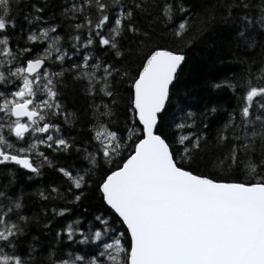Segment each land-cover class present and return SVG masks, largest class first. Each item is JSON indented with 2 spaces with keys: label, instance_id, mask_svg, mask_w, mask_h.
<instances>
[{
  "label": "snow or ice",
  "instance_id": "1",
  "mask_svg": "<svg viewBox=\"0 0 264 264\" xmlns=\"http://www.w3.org/2000/svg\"><path fill=\"white\" fill-rule=\"evenodd\" d=\"M20 5L0 0V264H264V0H24V26ZM217 22L240 68L207 82L233 100L218 124L179 96Z\"/></svg>",
  "mask_w": 264,
  "mask_h": 264
},
{
  "label": "trees",
  "instance_id": "2",
  "mask_svg": "<svg viewBox=\"0 0 264 264\" xmlns=\"http://www.w3.org/2000/svg\"><path fill=\"white\" fill-rule=\"evenodd\" d=\"M222 0H188L191 5V12L193 16L202 13L205 9L211 10ZM24 0H21L20 5V17L17 20L18 25L24 26L25 21L23 15L25 13ZM47 13H45L46 15ZM178 22V21H177ZM157 32L161 29L157 27ZM227 38V33L224 31L223 26L220 22H217L212 26V31L206 35V37L198 42L188 46L187 49V63L184 66V71L181 74L183 81L179 88V96L181 98H187L189 104L192 105L191 111L199 113L202 110L203 104L211 98L215 103L221 106V111L218 114L220 119L218 123H222L226 119V112L230 110L233 100L230 98L228 92H217L215 90H209L207 88V82L214 79L217 76H222L226 72H238L240 70L237 61L233 58L230 59L227 50L223 47V43ZM188 37H185L187 40ZM215 41V46H213ZM255 70V69H254ZM68 91L66 92L67 103L69 108H79L82 112L85 106V99L77 92L72 91L71 82L68 83ZM216 124H213L209 130V139H214ZM75 135L76 133H71ZM181 133H177L179 135ZM203 152L211 153L214 151L211 144L206 145L202 148ZM71 162V158H69ZM86 166V162H85ZM211 165H209V168ZM11 179V177H9ZM53 173L48 172L45 176L38 178L35 183H29L26 185V190L31 191L32 189L43 186L49 183L51 180H55ZM31 199V198H30ZM98 202L92 200L88 203V207L94 209ZM37 204H33V207H37ZM33 234L36 233V229H32Z\"/></svg>",
  "mask_w": 264,
  "mask_h": 264
}]
</instances>
